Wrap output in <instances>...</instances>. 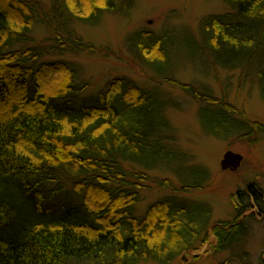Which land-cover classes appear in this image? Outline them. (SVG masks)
<instances>
[{
  "label": "trees",
  "instance_id": "obj_1",
  "mask_svg": "<svg viewBox=\"0 0 264 264\" xmlns=\"http://www.w3.org/2000/svg\"><path fill=\"white\" fill-rule=\"evenodd\" d=\"M133 1L0 0V264H169L197 239L200 227L186 218L189 205L177 196L153 203L143 216L132 207L135 190L150 181L127 165L179 178L177 167L188 162L175 146L167 116L177 105L155 89L114 78L92 105L75 99L76 108H69L67 95L86 91V83L76 85L81 71L59 61L35 65L41 56L100 52L74 33V21L97 25L104 13L128 14ZM222 1L224 14L200 21L203 43L221 67H258L264 98V0ZM36 29L47 35L37 45ZM168 42L167 36L142 31L126 39L158 77L159 69L170 66ZM164 80L201 104L198 117L206 134L220 140L234 135L228 119L233 117L242 126L235 133L239 140L253 144L264 133V126L225 101L171 75ZM17 83H24L25 98ZM30 99L39 104H26ZM189 172L177 192L204 187L187 179ZM246 191L262 209L264 191L255 184ZM233 209L231 221L211 228L217 252L246 234L250 203L234 201Z\"/></svg>",
  "mask_w": 264,
  "mask_h": 264
},
{
  "label": "rangeland",
  "instance_id": "obj_2",
  "mask_svg": "<svg viewBox=\"0 0 264 264\" xmlns=\"http://www.w3.org/2000/svg\"><path fill=\"white\" fill-rule=\"evenodd\" d=\"M226 9L222 0H134L128 14L104 13L97 25L74 21V33L100 52L66 53L60 58L76 63L81 69L82 80L89 83L85 93L103 89L114 78H127L141 88L157 90L164 100L171 99L173 105H177V108L167 111V116L175 136V146L189 158L187 164L177 167L179 178L167 175L163 169L150 171L127 165L130 169L135 167L132 169L134 173L147 175L150 181L148 188L139 189V202L134 206L136 216H143L146 209L159 200L177 196L189 205L186 218L201 228L197 239L169 264H262L264 259V208L252 213L246 234L225 251L214 250L216 239L211 231L216 223L233 219L237 190H243L247 184H255L264 191V133H257L253 144L237 139L235 133L242 126L233 117L228 119L233 129L229 133L234 135L220 140L206 134L198 117L201 104L164 80L165 76L171 75L181 83L196 86L215 99L225 101L250 122L264 126V98L254 68L244 71L241 67L233 70L221 67L203 43L200 21L210 15L224 14ZM138 31L167 36L170 40L166 46L171 53L168 59L170 69L166 66L159 69L162 76L158 77L147 69L138 52L126 44L127 37ZM46 37L40 29L33 34L36 42ZM53 58L57 59V56ZM221 61L227 62L225 59ZM82 96L80 104H93L94 98L90 95ZM216 109L228 115L221 107H214ZM226 151L242 156V162L235 171L220 168ZM188 170L192 172L187 179L204 187L177 192L182 185L181 177H185ZM151 179L164 180V183L156 185ZM202 206L209 210L205 212ZM19 225L25 226L22 222ZM182 258L186 260L182 261ZM137 264L158 263L149 260Z\"/></svg>",
  "mask_w": 264,
  "mask_h": 264
},
{
  "label": "bare ground",
  "instance_id": "obj_3",
  "mask_svg": "<svg viewBox=\"0 0 264 264\" xmlns=\"http://www.w3.org/2000/svg\"><path fill=\"white\" fill-rule=\"evenodd\" d=\"M37 43H39V42H36V41H34V44L35 45H37ZM82 52H84V51H82ZM64 54H66V53H58V54H53V55H49V56H41L38 60H37V62L38 63H36L35 65L37 66L39 63H51V62H57V61H59V62H64V63H67V64H70V65H72V66H74V67H76V68H78L80 71H81V69L77 66V64L76 63H72V62H69V61H67V60H64V59H60ZM54 56H57V59H54L53 57ZM254 68V71H255V73L257 72V68L256 67H253ZM257 74V73H256ZM27 82V81H26ZM86 82H84L83 80H82V71H81V78H80V80H78L77 82H76V85H77V87L79 86V85H82V84H85ZM18 85H17V88H16V90L17 91H19L20 93H22L23 94V97L25 98L26 97V94H25V92L23 91V84L24 83H17ZM87 84V83H86ZM85 84V85H86ZM87 85H89V83L87 84ZM86 85V90L88 89V86ZM136 85L137 86H139L137 83H136ZM140 87V86H139ZM29 91L31 92V95H32V91H31V87L30 86H28L27 87V93L29 94ZM101 91H103V89H100V90H96V91H91V93H83V92H79V93H82L83 95H85V96H88V95H90L92 98H98V95H99V93L101 92ZM90 92V91H89ZM82 94H75V92H73V90H72V93L71 94H69V95H67V97H66V100H68L69 102H72V103H69V104H67V106H69V108H76V107H74V102H75V99H76V101L79 103V100L82 98V97H84V96H82ZM23 98V99H24ZM30 98V97H29ZM21 99H13V101L14 102H19ZM24 101V100H23ZM4 103V102H3ZM25 103L26 104H39V102H35V99H30V100H25ZM2 104V102L0 101V105ZM2 105H4V104H2ZM241 134H246V135H250V132L249 131H243ZM251 137H252V135H251ZM248 185H250V184H247L246 186H245V188L243 189V190H237L236 191V195H239V192H244V194H242V195H240V199H239V204H240V202H249L250 203V210L252 211V209H253V207L255 206L256 207V210H260V211H262L263 210V208H264V205H262V209H259L258 208V206H256L255 205V203L251 200V198H249V194H247L246 192V190H247V187H248ZM138 191L139 190H135V193H136V196H135V202L133 203V205H132V207H134L138 202H139V194H138ZM62 208H65L64 206L62 207ZM62 212V211H61ZM68 212H70L69 211V209H68V211L66 212V213H68ZM67 216H69V215H67ZM73 219H75L74 217H73ZM69 220H71V219H69ZM72 221V220H71ZM201 229V228H200ZM177 258V257H176ZM182 260V259H181Z\"/></svg>",
  "mask_w": 264,
  "mask_h": 264
},
{
  "label": "water",
  "instance_id": "obj_4",
  "mask_svg": "<svg viewBox=\"0 0 264 264\" xmlns=\"http://www.w3.org/2000/svg\"><path fill=\"white\" fill-rule=\"evenodd\" d=\"M242 161V157L238 154H235L231 151H227L223 157L222 160L220 161V168L225 171V170H230V171H235L239 166ZM182 261H185L182 259Z\"/></svg>",
  "mask_w": 264,
  "mask_h": 264
},
{
  "label": "flooded vegetation",
  "instance_id": "obj_5",
  "mask_svg": "<svg viewBox=\"0 0 264 264\" xmlns=\"http://www.w3.org/2000/svg\"><path fill=\"white\" fill-rule=\"evenodd\" d=\"M239 199H240V198H239L238 195H237V201H238V204H239ZM262 204L264 205V199H263V201H262ZM255 210H256V207L254 206L253 209H252V211L250 210V211H248V213H249V214H252ZM256 211H257V210H256Z\"/></svg>",
  "mask_w": 264,
  "mask_h": 264
}]
</instances>
